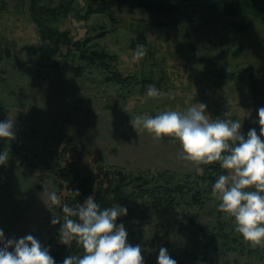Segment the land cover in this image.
Listing matches in <instances>:
<instances>
[{"label": "rangeland", "instance_id": "1", "mask_svg": "<svg viewBox=\"0 0 264 264\" xmlns=\"http://www.w3.org/2000/svg\"><path fill=\"white\" fill-rule=\"evenodd\" d=\"M144 1L141 6L115 0L110 9L86 19L89 0H76L71 9L66 0H0V122L14 121V140L32 138L31 150L22 151L9 175L0 173V229L6 239L31 234L44 246L55 235L56 208L45 205L43 191L44 185L49 191L57 187L44 171L65 141L76 145L84 174L104 164L185 176L202 171L177 158L179 142L154 141L146 130L137 132L131 119L202 102L212 119L241 121L242 133L258 121V109L264 107V20L239 32L225 19L208 21L201 6L190 8L196 18L190 26L157 0ZM45 5L59 14L38 9ZM98 5L94 9H101ZM45 25L68 30L74 41L108 30L88 47L115 54L114 70L144 81L124 94L74 46L60 43L59 51L49 53L53 41L43 35ZM138 44L147 55L133 63ZM149 85L168 95L147 99ZM206 195L203 206L184 204L173 211L148 212L141 205L133 219L123 222L128 243L141 245L144 264H157L161 247L177 264H264V254L232 246L221 230H230L232 219L217 210L219 201L211 193ZM183 210L197 213L189 225Z\"/></svg>", "mask_w": 264, "mask_h": 264}, {"label": "clouds", "instance_id": "2", "mask_svg": "<svg viewBox=\"0 0 264 264\" xmlns=\"http://www.w3.org/2000/svg\"><path fill=\"white\" fill-rule=\"evenodd\" d=\"M146 55L147 49L138 44L132 62ZM164 95L168 94L153 85L147 87V99ZM206 109V104L194 102L183 111L137 115L130 123L137 132L141 128L146 130L154 141L165 137L178 141L177 158L191 163L197 171L203 170L201 165L218 163L227 174H220L212 186L211 196L219 201L217 210L232 219L234 231L251 248H264V107L257 112L259 135L252 128L246 136L241 131V121L212 119ZM15 138L14 121L0 122V139ZM9 158L8 150L0 152V165H6ZM71 192L73 197L80 195L79 190ZM43 194L49 210L62 206V217L52 212L51 219L52 226L63 221L59 242L69 247L75 242L83 252V255L66 256L62 264H144L141 245L128 243L125 225L116 222L118 217L127 215L126 207L101 208L94 195L74 207L67 203L61 205V197L45 185ZM0 245V264H56L50 249L31 234L6 239L0 229ZM157 264H177V261L161 247Z\"/></svg>", "mask_w": 264, "mask_h": 264}, {"label": "trees", "instance_id": "3", "mask_svg": "<svg viewBox=\"0 0 264 264\" xmlns=\"http://www.w3.org/2000/svg\"><path fill=\"white\" fill-rule=\"evenodd\" d=\"M76 0H66L67 4L61 5L71 9ZM130 3L137 2L139 5H147L144 0H129ZM115 0H89L87 11L84 18L88 19L91 13L102 12L111 8ZM158 4L167 12L176 14V20H184L192 26L196 18L190 9L204 6L207 8L206 19L213 21L224 20L228 22L236 31L242 32L251 27L257 19L264 20V0H157ZM99 4L101 9H94V5ZM32 8H36L32 5ZM43 12H52L58 15L60 11L49 6L38 8ZM67 10V9H66ZM36 18V17H35ZM37 22L42 25L36 18ZM43 35L53 41V46L49 47V53L54 54L59 51L60 43L74 46L79 51L80 58L88 65L96 66L102 70L104 80L108 83L120 85L125 90L124 94L133 90L135 86L141 84L135 76H123L119 71L112 68L111 63L116 60V55L104 49H91L88 44L94 39L105 36L108 30L99 31L94 37H87L84 41L73 40L68 30L60 31L51 25L41 27ZM73 48V47H72ZM72 50V49H69ZM128 88V91L126 90ZM259 124L248 126L243 134L255 128L259 135ZM18 137L17 140L7 141L0 139V152L8 150L10 158L6 165H0V173H9L14 169L15 160L21 156L23 150H31V137L25 135ZM69 140V139H67ZM23 163L21 160L20 164ZM47 166V165H45ZM201 173H191L189 175H178L172 170L157 171H126L123 167L96 164L88 174H84L77 160V147L70 140L65 141L53 156V165L47 166L44 171L49 177L54 178L57 187V194L61 197V205L67 203L69 206H75L76 203H83L85 199L94 195V198L101 208L110 206H123L128 209L126 216L118 217L117 224L133 219L139 207L142 205L144 211L152 212L154 209L163 208V210L173 211L181 208V205L203 206L207 193H211L212 186L220 174H227L222 170L218 163L211 165H201ZM79 190L80 195L73 197L71 191ZM53 211L57 216L62 217V206H55ZM190 212V209H189ZM197 213L188 214L184 210L181 212L183 222L188 225L192 223L191 217L195 218ZM53 215V214H52ZM63 221L61 220V224ZM61 224L55 225V235L51 237L44 245L50 249V255L55 259L56 264H62L63 259L68 255H83L75 242L71 247L59 242V228ZM186 226V224L184 225ZM204 228L206 226L203 225ZM232 246H241L250 255L262 256L264 248H251L245 243L242 236L234 231L221 228ZM233 236V237H232Z\"/></svg>", "mask_w": 264, "mask_h": 264}]
</instances>
